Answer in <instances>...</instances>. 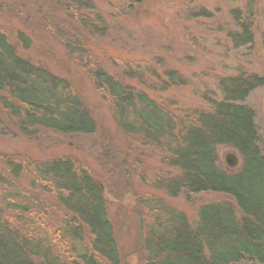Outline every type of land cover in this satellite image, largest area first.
<instances>
[{
    "label": "trees",
    "instance_id": "trees-1",
    "mask_svg": "<svg viewBox=\"0 0 264 264\" xmlns=\"http://www.w3.org/2000/svg\"><path fill=\"white\" fill-rule=\"evenodd\" d=\"M73 2L80 11L73 13L74 7L71 15L68 9L64 12L78 32L90 37L106 32L93 5ZM230 15L237 28L228 35L234 47L252 44L253 2ZM69 40L61 39L66 50L75 44L77 52H85L84 41ZM30 44L23 33L13 44L0 30V136L35 139L47 131L63 136L96 133V122L72 83L18 54V46L29 49ZM166 76L178 78L175 71ZM92 81L127 139V150L152 149L160 164L171 169L153 182L142 173L139 179L171 198L183 193L226 197L202 205L192 223L160 197L139 199L150 221L141 243V263L264 264V154L254 111L247 104L264 86V77L221 79V99L209 101V110H175V104L169 108L97 66ZM218 147L236 151L241 159L236 172L220 166ZM120 262L107 201L87 166L72 158L33 161L0 155V264Z\"/></svg>",
    "mask_w": 264,
    "mask_h": 264
},
{
    "label": "rangeland",
    "instance_id": "rangeland-1",
    "mask_svg": "<svg viewBox=\"0 0 264 264\" xmlns=\"http://www.w3.org/2000/svg\"><path fill=\"white\" fill-rule=\"evenodd\" d=\"M83 1L93 5L106 32L91 37L78 32V25L64 12L68 9L71 15L74 7L73 13L80 11L73 0H0V30L13 44L18 33L26 35L31 47L18 46V54L72 83L96 122L97 132L63 136L47 131L35 139L0 136V155L33 161L72 158L87 166L107 201L120 264H142L141 243L150 221L147 211L138 206L139 199L160 197L192 223L202 205L226 197L214 193L187 197L183 193L171 198L139 179L137 174L142 173L146 181L153 182L171 169L160 164L152 149L129 146L127 150V139L95 91L93 70L100 67L169 108L175 104V110H209V101L221 99V79L252 74L264 77V0ZM250 1L253 42L235 48L228 37L230 31H237L230 13L244 10ZM83 15L94 18L88 10ZM69 38L76 44L84 41L85 52H77L74 43L66 50L61 39L69 42ZM169 71L176 72L177 80L166 76ZM130 72L134 78H129ZM247 104L254 111L264 154V86L249 96ZM217 156L226 172L240 168L241 159L233 149L218 147Z\"/></svg>",
    "mask_w": 264,
    "mask_h": 264
},
{
    "label": "water",
    "instance_id": "water-1",
    "mask_svg": "<svg viewBox=\"0 0 264 264\" xmlns=\"http://www.w3.org/2000/svg\"><path fill=\"white\" fill-rule=\"evenodd\" d=\"M231 161L229 160V163H230Z\"/></svg>",
    "mask_w": 264,
    "mask_h": 264
}]
</instances>
